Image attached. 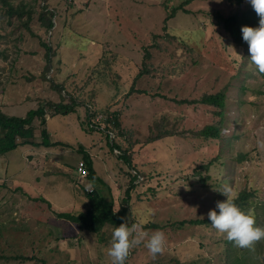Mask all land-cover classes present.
<instances>
[{"label":"rangeland","instance_id":"obj_1","mask_svg":"<svg viewBox=\"0 0 264 264\" xmlns=\"http://www.w3.org/2000/svg\"><path fill=\"white\" fill-rule=\"evenodd\" d=\"M5 3L0 1V110L22 116L42 101L69 97L78 105L46 116L49 139L60 144L22 143L0 154V264H111L108 227L97 234L55 214L83 211L85 185L113 197L115 208L128 187L125 205L133 223L165 233L162 251L150 254L140 243L130 248L129 264L223 262V233L174 224L206 216L225 198L218 191L225 184L232 196L254 189L250 199L259 204L264 227V73L249 60L247 42L234 43L221 19L235 13L240 27L257 26L249 0L235 9L222 0ZM44 4L55 12L48 31L40 20ZM9 5L23 15L8 14ZM42 42L52 45L49 61ZM132 85L142 92L128 93ZM221 89L226 114L220 137L195 135L213 121L214 108L200 104V96ZM93 107L118 112L109 139L120 152L107 143L104 123L95 124L99 131L84 129ZM33 123V140L40 141L38 120ZM163 130L171 135L155 138ZM80 148L102 183L78 177ZM124 150L130 166L118 157ZM129 167L139 173L132 183ZM200 176H208L204 185ZM18 254L32 258L3 257ZM260 256L264 260V248Z\"/></svg>","mask_w":264,"mask_h":264},{"label":"trees","instance_id":"obj_2","mask_svg":"<svg viewBox=\"0 0 264 264\" xmlns=\"http://www.w3.org/2000/svg\"><path fill=\"white\" fill-rule=\"evenodd\" d=\"M0 1L6 4L5 0H0ZM222 1L233 4L234 9L242 3V0H222ZM42 8L43 9L40 13L41 25L46 29V31H48L53 26L52 17H54L55 12L51 9L48 11L45 10L47 9L46 4H44ZM176 9L178 8H173L171 13L176 11ZM234 11L235 10H233V12ZM6 12L10 15L13 13H17L18 15L21 16L23 15L24 10H20V9L16 10L15 8L10 6L8 7ZM237 18H238L237 15L235 13H232L230 14V16L221 19L224 26L228 29L233 42L241 47V44L243 43V39L241 36L240 25L238 24ZM42 44L45 47L44 56L49 61L50 53L52 51L51 48L52 45L50 43L47 44L46 42H42ZM144 57L148 58V54H145ZM143 68L144 67L140 68L139 73L143 72L142 71ZM135 78L136 76H134L133 79ZM57 88L58 87L56 86V89ZM239 88H241V86H239ZM134 90L137 92H142L141 89H135L134 85H132L128 93ZM157 94L159 93L157 92ZM198 102L202 105L211 106L214 108V110L212 112H209L210 117H212L213 121L208 124H205L200 130L195 132V135H201L203 138L218 139L220 137V125L225 120V114H226L225 112L226 96L224 94V91L221 89L220 91L214 94H202ZM76 105H78V102H76V100L69 97L68 101H65L64 99H61L56 102L51 100L42 101L35 108L28 110L22 116L6 114L0 110V154L8 150H12L22 143H30L32 145L36 144V145H44V146L60 144V142L51 141L49 139V133L45 128V123L47 120L46 116L47 115L51 116L54 114L65 115L69 112H73L75 110ZM97 111L102 113L100 122L99 120L95 119V116L98 114ZM103 113H105L104 114L105 116L103 115ZM35 120H38L39 135H40V141H36V142L33 140V136L35 134V126L33 122ZM98 123L105 124V128L109 130L107 135L105 134V136H107V138L109 139L110 138L109 134H111L112 132L114 133L115 129L118 127V112H109L106 109H98L93 107L91 112H87L85 115V118L83 120L84 129L87 131H92V130L99 131L98 130L99 128L95 126V124ZM155 127L161 128L162 126L155 123ZM162 134H165V136L171 135L169 131L163 130V131H159V133L155 135V138L162 137ZM113 139L114 137H112V140L109 139L107 143L111 146V148L117 149L120 152L118 143L113 141ZM80 150L82 151V157L79 160H82L85 164V168H86L85 176L91 180H98L100 183H102L101 178L98 176V174L95 172V169L92 166L91 156L87 151H84V149L80 148ZM129 154L130 153L127 152V150H124L121 154H118V157H122L123 163L128 164V166H130V164L133 162L132 159L129 157ZM216 158L220 159L219 155L216 156ZM221 162L222 161L219 160V163ZM210 163L211 161L206 165L203 164L201 165L206 168L207 165H209ZM129 168H130V170H128V174L130 175L129 182L132 183L134 182L135 178L139 176V173H137V171H135L133 167H129ZM207 177L208 176H200V180L202 184L206 182ZM129 190L130 189L127 187L125 190L127 196L122 197L118 208H115L113 197H106L104 194H102V192L99 191L97 187H92L90 190H85L86 208L83 211H78V212L56 211L55 214L58 218L67 220L77 225L79 228L87 229L89 231H92L93 233H97L99 230H103L105 226L108 227L109 230L108 232L111 233L112 228L121 222L125 221L126 223L129 224L133 223V220L131 219L132 215L131 212L129 211L128 204L125 205V203H128V196L130 195ZM254 195H255L254 189L252 187H249L247 189L239 190L235 195H233V197H234V203H236L241 209L250 212L254 218V223L259 226L260 219L257 211V209L259 208V204H256L250 199L251 197H254ZM39 199L42 201L45 200L43 197ZM185 224L188 226L190 225L192 227L196 226V228L198 229L207 228L208 230L211 229L212 231L216 230L208 222L207 215L204 217H197V218H188V219L184 218L182 220L175 222L174 227L182 226ZM147 225L155 226L154 224H149V223H147ZM162 227L163 226H159V228ZM223 242L224 245L226 246V249L224 251L225 258L223 259L224 261L223 262L221 261L222 263L219 262V264H264V260H262L260 256L264 248V238L254 241L249 247H243V248L237 247L231 241L227 240L226 237L223 238ZM130 251L132 250L130 249ZM130 251L128 253V256L130 255ZM3 257L5 259H22L23 261L32 258V256H23L20 254L9 255V256L3 255ZM127 257L125 258V264H129ZM195 264H198L197 261L195 262Z\"/></svg>","mask_w":264,"mask_h":264},{"label":"clouds","instance_id":"obj_3","mask_svg":"<svg viewBox=\"0 0 264 264\" xmlns=\"http://www.w3.org/2000/svg\"><path fill=\"white\" fill-rule=\"evenodd\" d=\"M249 3L259 17L258 25H241L240 32L248 45L249 60L259 73H264V0H249ZM85 190H90V186L85 185ZM218 191L225 198L216 201L215 208L208 210L207 219L211 226L241 248L249 247L254 241L264 238V227L256 225L251 213L234 203V197L230 195L231 187L225 184ZM142 223L129 224L124 221L112 228L106 249L111 264H125L130 248L140 243H143L150 254L162 251L165 233L161 230L147 232L142 229Z\"/></svg>","mask_w":264,"mask_h":264},{"label":"built area","instance_id":"obj_4","mask_svg":"<svg viewBox=\"0 0 264 264\" xmlns=\"http://www.w3.org/2000/svg\"><path fill=\"white\" fill-rule=\"evenodd\" d=\"M101 118V115L96 116L95 119L99 120ZM100 122V120H99ZM76 172L80 178L84 177L86 175V168L85 164L82 160H79L76 164Z\"/></svg>","mask_w":264,"mask_h":264}]
</instances>
